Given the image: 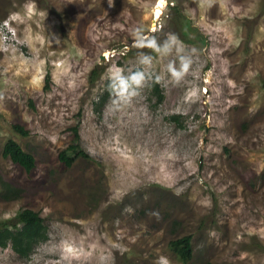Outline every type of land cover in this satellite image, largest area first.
<instances>
[{
    "label": "rangeland",
    "instance_id": "rangeland-1",
    "mask_svg": "<svg viewBox=\"0 0 264 264\" xmlns=\"http://www.w3.org/2000/svg\"><path fill=\"white\" fill-rule=\"evenodd\" d=\"M156 5L0 0V223L30 208L48 228L30 258L0 247V264H264V0H166L160 17ZM140 27L181 50L132 47ZM110 65L145 73L118 111L112 95L100 103ZM74 127L89 157L68 166ZM9 139L34 169L4 157ZM2 181L19 196L4 199ZM185 235L188 261L170 247Z\"/></svg>",
    "mask_w": 264,
    "mask_h": 264
},
{
    "label": "trees",
    "instance_id": "trees-1",
    "mask_svg": "<svg viewBox=\"0 0 264 264\" xmlns=\"http://www.w3.org/2000/svg\"><path fill=\"white\" fill-rule=\"evenodd\" d=\"M100 72L93 71L92 80H96ZM109 82L104 94L100 98V103L111 96L108 88ZM153 93L157 96V101L162 102L164 95L163 90L154 78L152 83ZM178 120L177 117H172ZM14 129L22 135H27L28 131L20 124H14ZM75 141L68 149L62 151L59 155L61 161L70 166L79 157H89L88 154L81 148L79 141L78 127H74ZM4 157L10 158L13 162L20 164L27 171L35 168L36 160L32 153L26 151L16 140L9 139L3 147ZM2 197L6 200L14 199L21 193L20 189L11 184L2 181ZM48 238V228L44 217L39 212L24 208L21 209L13 219L0 223V247H11L12 250L23 258H30L35 248ZM170 247L176 256L188 261L193 255L192 235H185L183 237L174 239L170 242Z\"/></svg>",
    "mask_w": 264,
    "mask_h": 264
},
{
    "label": "clouds",
    "instance_id": "clouds-1",
    "mask_svg": "<svg viewBox=\"0 0 264 264\" xmlns=\"http://www.w3.org/2000/svg\"><path fill=\"white\" fill-rule=\"evenodd\" d=\"M132 37V47L137 49L150 48L159 53L161 51L171 52L175 46L177 52L181 49L179 45L182 43L175 33H169L168 39L161 45L155 35H149L143 28H136L130 32ZM140 64L150 65L152 57L145 53H140ZM190 61L184 57H180V67L177 69L173 64L168 65V73L172 79L179 82L189 71ZM107 78L109 80L108 88L115 99L111 100L114 106L113 111H118L123 107L130 105L133 99L138 95V90L143 87L145 82L144 71L138 70L125 74V71L119 65H110L106 70ZM159 82V77H157ZM155 264H170L169 259L164 255H159Z\"/></svg>",
    "mask_w": 264,
    "mask_h": 264
},
{
    "label": "bare ground",
    "instance_id": "bare-ground-1",
    "mask_svg": "<svg viewBox=\"0 0 264 264\" xmlns=\"http://www.w3.org/2000/svg\"><path fill=\"white\" fill-rule=\"evenodd\" d=\"M166 6V0H157V5L154 8V14L156 15V17H160V15L163 13V9ZM105 57L108 56V53L104 54Z\"/></svg>",
    "mask_w": 264,
    "mask_h": 264
},
{
    "label": "water",
    "instance_id": "water-1",
    "mask_svg": "<svg viewBox=\"0 0 264 264\" xmlns=\"http://www.w3.org/2000/svg\"><path fill=\"white\" fill-rule=\"evenodd\" d=\"M101 59H102V60H105V55H102V56H101Z\"/></svg>",
    "mask_w": 264,
    "mask_h": 264
},
{
    "label": "built area",
    "instance_id": "built-area-1",
    "mask_svg": "<svg viewBox=\"0 0 264 264\" xmlns=\"http://www.w3.org/2000/svg\"><path fill=\"white\" fill-rule=\"evenodd\" d=\"M4 23L6 24V21ZM4 23L2 24L3 27H4Z\"/></svg>",
    "mask_w": 264,
    "mask_h": 264
}]
</instances>
